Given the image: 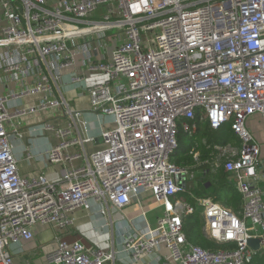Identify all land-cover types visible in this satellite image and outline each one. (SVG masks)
<instances>
[{
  "label": "built area",
  "instance_id": "1",
  "mask_svg": "<svg viewBox=\"0 0 264 264\" xmlns=\"http://www.w3.org/2000/svg\"><path fill=\"white\" fill-rule=\"evenodd\" d=\"M0 19V87L1 74L18 86L0 95V264H15L39 225L67 230L80 209L101 204L106 216L110 205L123 212L134 198L142 204L144 194L163 213L156 227L122 233L134 261L164 247L169 254L157 264H250L251 239L264 251V191L253 184L263 147L248 128L251 118H264V0H0ZM114 28L120 40L105 58L102 32ZM78 62L84 71L70 73L68 84L88 96L89 112L64 96V73ZM38 95L37 105L10 109L11 102ZM40 113L56 118L30 132L56 138L45 161L65 167L57 181L44 173L23 177L14 153L13 141L24 139L23 120ZM89 114L100 123L113 119L101 127L104 147L94 151ZM198 114L214 131L229 124L239 139L214 147V169L222 166L239 193L240 214L197 196L193 189L208 170L172 160L180 130L197 133ZM190 154L198 160L195 149ZM197 210L210 239L236 248L214 252L190 244L186 220ZM56 242L50 264L115 259L82 241Z\"/></svg>",
  "mask_w": 264,
  "mask_h": 264
},
{
  "label": "crops",
  "instance_id": "2",
  "mask_svg": "<svg viewBox=\"0 0 264 264\" xmlns=\"http://www.w3.org/2000/svg\"><path fill=\"white\" fill-rule=\"evenodd\" d=\"M4 25L5 22L0 19V28ZM111 52L109 50L105 58H109ZM76 70H79V72H81L80 70L84 71L80 62H78L75 70L64 73V80L67 83L63 86L64 96L74 108L89 112L88 96L80 97L77 87L68 84L70 81L69 74ZM86 76L92 79H105L102 74L91 72H87ZM1 77L3 84L0 87V95H7L9 91L18 89L17 84L11 81L6 74H1ZM32 84L33 79H28L25 82L27 86ZM40 100L41 96L39 95L26 97L20 100L19 103L11 102L10 109L14 111L18 108L32 107L37 105ZM88 117L91 122L93 121V133L98 139L97 144L91 148L94 151L102 145L101 127L103 125L106 128L110 127L113 124V119L106 118L103 123H100L95 115L89 114ZM54 119L56 118L49 113H40L26 117L23 120L24 139L22 142L16 139L13 141L14 153L19 160V171L23 177H36L41 173H44L51 181H57L61 177L65 167L63 165H49L45 161L47 151L57 143L56 138L51 135L47 137L32 135L30 132V128ZM248 128L263 147L261 163L257 176L253 179V184L264 191V118L258 115L251 118L248 122ZM29 155H31V158H29ZM140 201L142 204H138V200L134 198L133 203L123 212L115 210L110 205L108 208L109 213L106 216L102 214L104 206L93 203L90 211L80 209L76 212V222L67 230H59L52 226H37L35 228V238L32 241L22 242L21 249L15 255V264H50L48 256L55 251L57 238L68 242L82 241L89 248L114 252V261L106 264H157V257L164 258L169 254L164 247H158L155 253L144 256L140 261H134L131 255L123 249L121 240L123 232L156 227L158 219L163 213L161 204L152 200L148 194L140 196ZM221 204L224 205V203ZM143 213H146V216H143Z\"/></svg>",
  "mask_w": 264,
  "mask_h": 264
},
{
  "label": "trees",
  "instance_id": "3",
  "mask_svg": "<svg viewBox=\"0 0 264 264\" xmlns=\"http://www.w3.org/2000/svg\"><path fill=\"white\" fill-rule=\"evenodd\" d=\"M198 131L194 135H189L183 130L179 133V148L173 157V162L183 168H189L191 171L201 169L208 170L204 178L198 180V186L193 190L198 197L212 196L217 202L226 204L236 214L241 213L242 199L236 188L228 181V174L221 166L214 169L217 151L215 145H238L239 139L234 134L230 125H225L218 131H214L209 122L200 114L197 116ZM195 149L199 153L198 160L190 152ZM185 198L193 205L195 201L190 200L189 196ZM185 231L188 242L195 246L202 247L210 251L231 250L236 248V244L217 243L210 239L203 231V219L200 211L190 215L186 220ZM250 264H264V251L254 253Z\"/></svg>",
  "mask_w": 264,
  "mask_h": 264
},
{
  "label": "rangeland",
  "instance_id": "4",
  "mask_svg": "<svg viewBox=\"0 0 264 264\" xmlns=\"http://www.w3.org/2000/svg\"><path fill=\"white\" fill-rule=\"evenodd\" d=\"M102 33H103V38H104V41L106 44V49H108V50H111L114 47L115 42H118V40H120V36H119L120 32L116 28L108 29L106 31H103ZM102 147H104L103 142H102V146L100 148H102Z\"/></svg>",
  "mask_w": 264,
  "mask_h": 264
},
{
  "label": "water",
  "instance_id": "5",
  "mask_svg": "<svg viewBox=\"0 0 264 264\" xmlns=\"http://www.w3.org/2000/svg\"><path fill=\"white\" fill-rule=\"evenodd\" d=\"M248 245L252 248L255 252H259L261 250L260 240L259 239H251L248 241Z\"/></svg>",
  "mask_w": 264,
  "mask_h": 264
}]
</instances>
